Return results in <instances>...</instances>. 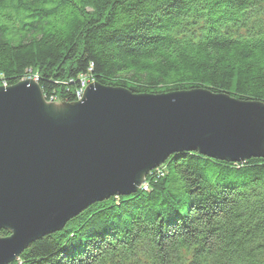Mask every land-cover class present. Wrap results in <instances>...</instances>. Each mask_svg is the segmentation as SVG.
<instances>
[{
	"label": "trees",
	"instance_id": "trees-1",
	"mask_svg": "<svg viewBox=\"0 0 264 264\" xmlns=\"http://www.w3.org/2000/svg\"><path fill=\"white\" fill-rule=\"evenodd\" d=\"M27 78L59 104L83 79L264 104V0H0V87ZM144 183L10 264H264V159L179 153Z\"/></svg>",
	"mask_w": 264,
	"mask_h": 264
},
{
	"label": "water",
	"instance_id": "water-1",
	"mask_svg": "<svg viewBox=\"0 0 264 264\" xmlns=\"http://www.w3.org/2000/svg\"><path fill=\"white\" fill-rule=\"evenodd\" d=\"M179 153L264 159V104L204 90L135 95L87 85L47 103L33 80L0 87V264L92 205L135 194Z\"/></svg>",
	"mask_w": 264,
	"mask_h": 264
},
{
	"label": "built area",
	"instance_id": "built-area-1",
	"mask_svg": "<svg viewBox=\"0 0 264 264\" xmlns=\"http://www.w3.org/2000/svg\"><path fill=\"white\" fill-rule=\"evenodd\" d=\"M33 81H35V80H33ZM36 82V81H35ZM89 85V84H88ZM4 86V85H3ZM87 87V86H86ZM85 83L83 82V83H81V86H80V88L75 92V97H76V100L78 101L80 98H81V96H82V93H83V91L85 90ZM76 101V102H77ZM140 189L141 190H145L146 188L144 187V186H140Z\"/></svg>",
	"mask_w": 264,
	"mask_h": 264
},
{
	"label": "rangeland",
	"instance_id": "rangeland-1",
	"mask_svg": "<svg viewBox=\"0 0 264 264\" xmlns=\"http://www.w3.org/2000/svg\"><path fill=\"white\" fill-rule=\"evenodd\" d=\"M27 79H28V80H29V79H30V80H33L32 78H27ZM27 79H24V80H27ZM82 81L85 83V87H86L88 84L91 83V82L89 83L88 81H86V80H84V79H83ZM47 103H52V102H47ZM54 103H56V102H54ZM141 186H144V187L146 186L145 183H144V181L141 183Z\"/></svg>",
	"mask_w": 264,
	"mask_h": 264
}]
</instances>
